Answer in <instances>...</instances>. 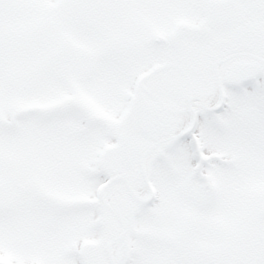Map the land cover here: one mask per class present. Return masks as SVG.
<instances>
[{
    "label": "snow or ice",
    "instance_id": "6c2138e0",
    "mask_svg": "<svg viewBox=\"0 0 264 264\" xmlns=\"http://www.w3.org/2000/svg\"><path fill=\"white\" fill-rule=\"evenodd\" d=\"M0 264H264V0H0Z\"/></svg>",
    "mask_w": 264,
    "mask_h": 264
}]
</instances>
